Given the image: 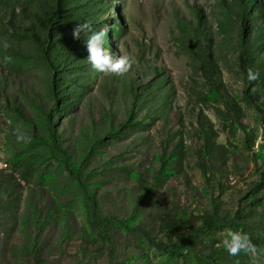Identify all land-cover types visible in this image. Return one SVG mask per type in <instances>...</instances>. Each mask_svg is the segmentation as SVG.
<instances>
[{
  "label": "rangeland",
  "instance_id": "rangeland-1",
  "mask_svg": "<svg viewBox=\"0 0 264 264\" xmlns=\"http://www.w3.org/2000/svg\"><path fill=\"white\" fill-rule=\"evenodd\" d=\"M47 1L0 0V168L22 178L21 172L27 167L22 182L25 187L50 188L56 168L49 150L42 144L32 145V130L7 104V98L16 96L45 131L44 118L32 110L26 95L35 88L51 100L59 71L25 34L32 21L24 8L41 10ZM103 1L101 20L79 16L73 19L71 33L84 22L93 30L108 27L105 47L114 56L130 55L135 64L124 76L98 73L89 65L85 51V67L76 72L78 80L72 83L77 109L62 123L68 143L74 149L76 143L84 146L105 135L110 127L125 121L133 108L134 121L138 122L109 141L105 153L97 158L98 165L117 156L121 165L128 166L105 186L135 189L140 184L139 172L154 182L161 174L162 155H173L171 162L176 166L158 180L152 198L174 189L195 217L212 212L214 203H218L220 222L207 240L213 238L215 246L222 247L229 230L243 231L260 241L257 255H249L251 264H264V114L257 108L258 97L264 99V13L247 15L238 0ZM258 1L264 5V0H251L252 7ZM80 2L73 3L76 11ZM251 25L257 27L258 31L251 33L258 39L248 41L252 51L249 65L260 77L250 83L241 67V55L246 51L241 31ZM5 41L11 44L7 50L2 46ZM77 47L82 51L86 48L72 35L65 48ZM5 56H11L12 61L5 63ZM213 63L217 68H212ZM131 82L139 89L137 95L130 91ZM147 84L151 85L149 90L139 88ZM226 98L242 110L240 121ZM102 111L110 115L112 123H95L100 121ZM82 125L85 128L78 137ZM17 129L30 139L18 140ZM30 163L39 167H29ZM203 164L209 166L214 181L207 179L210 174L205 175ZM187 178L196 190L186 186ZM24 208L22 201L21 213ZM70 208L85 226L86 211L78 196L73 197ZM237 210L240 214L236 217ZM146 250L149 264H175L152 244ZM99 263L108 264L107 256L103 255ZM177 264L197 263L184 250ZM206 264L214 263L208 258Z\"/></svg>",
  "mask_w": 264,
  "mask_h": 264
},
{
  "label": "trees",
  "instance_id": "trees-1",
  "mask_svg": "<svg viewBox=\"0 0 264 264\" xmlns=\"http://www.w3.org/2000/svg\"><path fill=\"white\" fill-rule=\"evenodd\" d=\"M74 1L55 0L52 3L49 0L41 6V10L28 11L24 8L26 16L32 21L25 34L36 44L51 67L59 71L51 100L35 88L26 95L32 110L44 118L45 131L37 126L34 117L18 103L16 96L7 98V104L32 130V145L42 144L49 150L56 168L50 188L25 187L22 182L28 174L27 167L21 172L22 178L14 171L0 168V264H100L103 255L107 256L108 264H149L148 244L167 253V258L175 264L184 250L196 258L197 264H206L208 258L214 264H251L249 255L231 256L223 247H216L213 238L207 240L211 229L220 222L218 203H214L212 212L195 217L174 189L152 198V193L158 190V180L176 166V162H171L173 155L170 158L162 155L161 174L154 182L146 173L139 172L137 178L140 184L135 189L105 186L106 182L116 178L117 173L126 171L128 166L121 165L117 156L98 165L97 158L105 153L109 141L117 139L138 122L134 121L133 108L129 109L125 121L117 127H110L105 135L84 146L76 143L74 149L68 143L62 123L71 118L77 109L72 83L78 80L76 72L83 71L85 67L83 56L86 51V48L82 51L80 47L75 50L65 48L72 37L70 27L73 19L79 16L101 20L105 6L103 0H81V7L76 11ZM238 1L247 15L262 16L264 13V5L260 1L256 7H252L251 0ZM110 22L107 21V24ZM255 30L258 31L257 27L251 25L249 30L247 26L241 31V40L246 46L245 53L241 55V67L246 74L251 69L249 59L252 51L248 41L256 42L258 39L251 33ZM214 67L217 68L213 63ZM137 88L131 82L133 95H137ZM139 88L146 91L151 85H140ZM225 101L240 121V107L235 101L227 98ZM258 101L257 108L264 114V99L258 97ZM248 104L254 106L252 102L248 101ZM95 123L107 125L112 121L110 115L102 111L100 121ZM84 128L85 125L80 127L78 137ZM203 153L206 155L204 150ZM27 165L36 169L39 167L35 163ZM202 166L205 175L210 174L209 166ZM128 174L132 175V171ZM207 177L209 182L214 181V175ZM185 184L190 190H196L189 178L185 179ZM137 190L141 194H137ZM75 196L85 207V226L79 223L70 208ZM22 201L25 208L21 213ZM239 212L236 211V217ZM251 239L256 246L260 242L252 236Z\"/></svg>",
  "mask_w": 264,
  "mask_h": 264
},
{
  "label": "clouds",
  "instance_id": "clouds-1",
  "mask_svg": "<svg viewBox=\"0 0 264 264\" xmlns=\"http://www.w3.org/2000/svg\"><path fill=\"white\" fill-rule=\"evenodd\" d=\"M109 31L108 27L93 30L91 24L84 22L77 24L72 35L74 39L82 40L87 51L86 59L94 71L114 76H124L132 69L135 60L130 55L114 56L110 49L105 47ZM2 46L7 50L11 47V44L5 41ZM4 61L10 63L12 57L5 56ZM259 77L258 71L254 72L249 69L247 78L250 83L257 81ZM16 135L18 140L27 141L30 139V137H26L21 133L19 129L16 130ZM221 243L228 254L234 257L241 254L256 256L258 253V249L250 235L243 231L229 230Z\"/></svg>",
  "mask_w": 264,
  "mask_h": 264
}]
</instances>
